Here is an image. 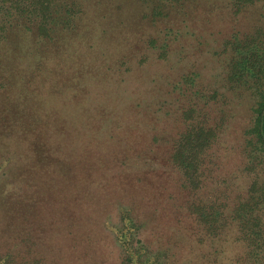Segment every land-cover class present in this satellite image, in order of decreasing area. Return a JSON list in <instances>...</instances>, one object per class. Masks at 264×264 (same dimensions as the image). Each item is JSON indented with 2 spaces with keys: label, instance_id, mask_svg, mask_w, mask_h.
Here are the masks:
<instances>
[{
  "label": "trees",
  "instance_id": "16d2710c",
  "mask_svg": "<svg viewBox=\"0 0 264 264\" xmlns=\"http://www.w3.org/2000/svg\"><path fill=\"white\" fill-rule=\"evenodd\" d=\"M55 1L0 0V40L15 25L34 28L40 37L51 36L56 27H69L80 6L71 0L59 12ZM163 5L157 0L152 15H161ZM224 5L232 17L256 6L258 20L247 31L233 30L215 38L219 44L214 56L224 59L220 81H215L219 85L204 92L190 75L182 76L174 96L177 128L163 154L161 145L155 152L144 143L132 154L121 148L109 164H101L94 184L93 177L84 181V176L75 182L85 186L84 202L60 211V197L52 206V197L44 194L45 166L39 167L17 148L0 147V188L5 198L0 211V264H99L94 260L105 252L98 238L105 235L117 247L118 264H194L193 244L211 246L213 239L214 264H264V0H225ZM152 41L148 40L150 46ZM164 56L165 49L159 46L156 57ZM235 108L247 120L233 130L234 140L227 144L223 136L238 114ZM73 134L74 139L82 137L78 131ZM93 151L87 141L76 142L66 146L62 157L89 159ZM48 154L56 158L61 152L52 146ZM71 169L82 175V170L91 169V162H72ZM167 172L174 186L160 205L162 220L154 208L145 205L139 210L148 199L143 183H138L149 173ZM213 172L214 192L205 194ZM137 187L144 199L133 194ZM108 190L112 193L104 196Z\"/></svg>",
  "mask_w": 264,
  "mask_h": 264
},
{
  "label": "rangeland",
  "instance_id": "374dc122",
  "mask_svg": "<svg viewBox=\"0 0 264 264\" xmlns=\"http://www.w3.org/2000/svg\"><path fill=\"white\" fill-rule=\"evenodd\" d=\"M69 1L56 0V10L60 12ZM74 1L80 11L69 27H56L51 36L40 37L34 28L25 30L15 25L0 40V147L17 148L39 167L45 166L44 194L52 197V206L60 197V211L84 202L85 186L75 182L84 176V181L93 177L94 184L101 164H109L121 148L132 154L144 143L155 152L161 145L163 154L164 145L177 128L173 118L179 108L174 96L182 76L190 75L204 92L219 85L224 59L214 56L219 44L215 38L233 30L247 31L259 17L256 6L232 17L226 12L225 0H162L166 5L161 6V15L151 13L157 0ZM151 39L154 46L148 44ZM159 46L165 49L162 58L156 57ZM235 109L238 114L231 118L223 136L227 144L234 140L233 130L247 120ZM77 131L82 137L72 138ZM85 140L93 145V157H62L67 145ZM52 146L61 152L56 158L48 154ZM75 161L83 165L91 162V169L82 170L81 175L71 169ZM171 175L149 173L138 183H143L148 199V203L141 202L139 210L147 205L165 219L160 205L167 193H172ZM211 178L203 188L205 194L214 192V172ZM130 185L129 189H134ZM139 189L133 193L137 200L144 199ZM2 190L0 211L5 207ZM110 219L115 221V216ZM98 240L105 255L95 263L118 264L117 247L110 236ZM228 248L227 257L232 253ZM190 251L194 264H214V239L211 246L194 243Z\"/></svg>",
  "mask_w": 264,
  "mask_h": 264
}]
</instances>
